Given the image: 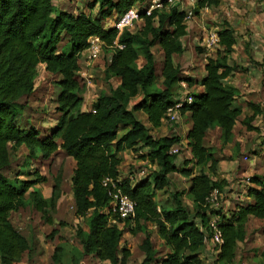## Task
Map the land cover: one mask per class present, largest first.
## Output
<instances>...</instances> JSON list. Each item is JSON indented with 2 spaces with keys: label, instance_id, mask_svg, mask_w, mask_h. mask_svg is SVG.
Listing matches in <instances>:
<instances>
[{
  "label": "trees",
  "instance_id": "1",
  "mask_svg": "<svg viewBox=\"0 0 264 264\" xmlns=\"http://www.w3.org/2000/svg\"><path fill=\"white\" fill-rule=\"evenodd\" d=\"M144 1L93 0L88 3L91 10L100 4V14L94 16L58 10L53 0H0V264H17L33 253L31 241L11 219L12 212L27 206V194L41 212L47 207L56 211L62 194L58 180L51 196L44 198L34 187L48 178L38 171L33 179L9 177L5 170L11 163L10 144L13 149L26 146L29 156L37 159L47 160L61 149L76 160L72 175L75 212L85 219L86 225H79L76 232L82 245L81 256L94 255L99 264H128L132 251L121 245L126 229L137 235L147 223H152L169 250L159 256L147 233L140 245L144 258L139 264H203L200 251L208 239L204 228L211 214L207 197L227 184L225 179H216L219 160L204 140L208 129L217 124L223 142L230 141L242 113L241 108L234 106L237 88L225 82L237 68L229 63L236 37L228 27L218 31L221 49L215 58L207 59L206 75L200 80L204 91H190L192 102L180 107L181 115L192 121L186 135L192 157L185 159L181 168L177 162L179 153L171 150L183 139L174 135L156 137L151 130L161 127L168 109L179 102L174 97L180 82L189 86L195 82L181 76V66L173 59L174 54L186 49L183 37L187 34V10L162 0L163 7L150 15L143 14V25L135 31L120 32L103 23L113 13L119 17ZM196 4L198 12L219 4V0H197ZM94 36L106 48L113 49L104 77L117 78L119 83L109 93L100 94L92 109L83 110L88 81L82 74L80 59ZM156 45L163 52L159 88L155 86ZM141 58L145 61L139 65ZM40 64L58 76L60 87L56 99L59 117L47 132L36 126L23 127L18 119L35 91ZM141 93L143 98L131 105V100ZM250 106L253 114L245 123L255 129L251 121L262 110L255 103ZM138 111L146 114L148 124L138 117ZM141 147L149 149L146 158L156 168L137 180L122 177L120 153L137 152ZM190 162L201 166L200 172L195 173L188 166ZM177 171L189 177L188 193L195 203L194 213L184 203L185 191H174L170 204L159 203L155 198L157 191L170 185L169 174ZM106 178H120L123 192L136 203L135 216L124 219L127 227L110 222L106 208L112 201V186L104 184ZM251 181L256 185L249 189L254 202L239 205L232 213L221 216L224 243L216 262L233 263L237 246L246 237L249 217L264 218V176L253 175ZM53 232L58 231L55 228ZM63 252V247H56L54 260L62 262Z\"/></svg>",
  "mask_w": 264,
  "mask_h": 264
},
{
  "label": "rangeland",
  "instance_id": "2",
  "mask_svg": "<svg viewBox=\"0 0 264 264\" xmlns=\"http://www.w3.org/2000/svg\"><path fill=\"white\" fill-rule=\"evenodd\" d=\"M93 0H53L55 7L60 9H66L73 13H92L94 16L100 14V4L91 10L88 7V3ZM152 0H145L142 2L144 5L151 3ZM172 4H178L180 9L190 8L191 4L189 0H173ZM197 3V2H196ZM197 4H195L196 7ZM196 9L193 8V17H195ZM117 14L113 13L109 18L104 19V24L110 27L114 24ZM190 18H187L189 20ZM186 20V21H187ZM143 20L136 21L134 25L128 29L135 31L143 25ZM211 30V28L209 29ZM94 41L95 46L101 47L97 57H89L88 50L82 54L80 59L82 72L85 73L88 85L87 90L84 94V100H89L90 106H92L97 100L98 96L102 93H109L111 90V83L117 84V78H112L113 81H109L104 77V69L106 64L112 55V48H106L102 41H98L95 36L91 38V44ZM65 43L62 42L61 46ZM186 49L192 48L189 43H186ZM193 46V45H192ZM192 50V49H191ZM155 56L157 59V79L155 86L161 87V68L163 60V52L160 45L153 47ZM199 55L200 53H195ZM194 55V54H193ZM191 57V62L195 63L196 59L192 57L187 51L183 55L178 54L175 57V63L180 64L181 76L188 78L196 77L199 79L202 75L200 69L201 66L190 67V71H186L184 68L183 59L181 58ZM144 58L139 60V65L144 63ZM195 65V64H194ZM58 76L52 74L46 70L41 64L38 66V76L36 79L35 91L31 94L28 100V105L22 111V114L18 118L23 127L36 126L43 132L49 131L57 123L59 113L57 112V96L60 87L57 84ZM185 79V78H183ZM193 79V78H192ZM194 80V79H193ZM89 90L94 91L90 96L86 95ZM192 91V90H190ZM190 95L187 89L181 84L175 89V100L183 101ZM93 96V97H91ZM87 97V98H86ZM86 98V99H85ZM143 98V93L131 100V105L136 103L139 99ZM89 108V105L87 107ZM138 117L145 123L148 124L147 116L143 111L137 112ZM177 120L168 121L164 119L162 128H152L151 132L156 137L174 135L179 136L183 140L180 144L174 145L173 148L180 149L178 157V164L180 167H184V160L191 159L192 154L189 152L187 142L185 141V135L188 128L189 117L187 115H181L180 109L177 112ZM122 133V132H120ZM223 141V140H222ZM212 147H216V142L209 143ZM10 147V158L11 163L6 168L5 173L14 178L19 176L22 179H33V175L36 171L45 175L48 180L40 184L42 190L46 194H52L54 184L59 180L62 185V192L65 197L57 204L56 211H53L50 207H47L43 212L39 211L34 202L30 199L27 194V206L14 211L11 214L13 224L31 241L33 246V253L31 256H25L24 259L17 264H99L100 260L94 255L81 256L82 245L76 235L77 228L79 225H85V219L80 218L76 215L74 202L71 200V187H72V175L75 168V162L72 157L66 155L63 150L56 152L51 158L47 160L37 159L29 156L28 149L23 146L18 149H13V144ZM214 150V148H213ZM128 156L125 157L124 162L121 165V176L127 177L132 176L135 180L140 179V173L145 170V175H141V178L152 173L156 168L146 157H148L149 149L147 147H141L139 151H126ZM123 153V154H124ZM189 167H193L195 173L200 172L201 166H195L192 162L189 163ZM170 185L165 190L156 192V200L160 203L170 204L172 200V193L174 191H185L183 194L184 203L187 208L194 213L195 203L193 197L188 193L189 177L184 176L181 172H173L169 174ZM125 226V225H124ZM123 226V227H124ZM127 227V226H125ZM57 229V233L54 234V229ZM151 235V239L156 249L159 250L161 256H164L167 252V247L162 243V240L156 230V227L152 223H147L145 229L134 235L127 228L121 241V245H126L130 250L135 251L132 253L128 260V264H139L143 258L144 253L140 250V245L143 242L146 234ZM63 247L62 262L54 260V252L56 247Z\"/></svg>",
  "mask_w": 264,
  "mask_h": 264
},
{
  "label": "crops",
  "instance_id": "3",
  "mask_svg": "<svg viewBox=\"0 0 264 264\" xmlns=\"http://www.w3.org/2000/svg\"><path fill=\"white\" fill-rule=\"evenodd\" d=\"M190 4V8H192V3L190 2ZM185 9L188 10L186 7ZM263 24L264 0H219V4L203 7L195 13V17L187 20V34L183 37L184 44L186 45V43H189V46L192 47V50L188 48L185 49L183 53L187 51L196 59L195 63H192L191 57L184 58L181 56L184 68L187 69L186 71H190L189 65L191 68L195 66L203 67V69H200L202 75L199 79L188 75V77L193 78L195 81L192 86L187 85L185 81L180 82L181 85L183 82L186 84L185 88L188 94L190 90H192L191 92L204 91V86L201 84L200 80L206 75L205 64L207 63V59L211 57L215 58L218 50L221 49V47H219L215 50H206L202 46L206 35L210 31H219L223 27H228L233 30L236 37L234 51L229 57V63L235 65L237 68L225 79V82L237 88L238 92L234 101V106L241 108L242 113L234 126L233 136L230 141L226 143L222 141L221 128L217 124L208 129L204 140L206 146L211 147L212 150L214 148L213 151L219 160L216 179H225L227 181L224 187L227 189V195L224 207L222 208L225 215L232 213L239 205L254 202L255 198L249 193V189L256 185L254 183L248 184L245 181V177L253 175L264 176ZM111 26H114V24ZM210 28L211 30H209ZM197 50L200 53L199 55L195 54ZM183 53L181 55H183ZM176 55L178 54L173 55L174 61ZM41 65L45 67V64ZM109 81L112 82L113 79ZM117 84L113 85L111 83L110 87L116 86ZM93 92L94 91L89 90L86 95L90 96L89 93L92 95ZM88 103L89 100H84L82 106L83 110H90L91 106ZM251 103L260 105L262 110L251 121V125H253L255 129L248 128L245 123L247 117L253 114L252 107L250 106ZM87 105H89V108H85ZM188 119L186 135L192 126V121L190 118ZM162 127L163 126L160 128ZM186 135L185 141L187 142ZM210 142H216L217 148L212 147L209 144ZM124 152L120 153L123 162L125 157L128 156V154ZM72 159L76 167V160L74 158ZM40 184H37L34 188L38 189L44 198H49L51 195L46 194L40 187ZM63 197H65V195H63L62 192L57 204L61 202ZM71 197L75 207L72 187ZM124 224L125 222L123 221L120 227H123ZM263 226L264 218L255 216L249 217L246 224V237L243 241H240L237 246L234 262L228 264H264ZM161 240L165 245L164 240L162 238ZM168 250L167 247V252ZM134 252L135 251L132 250V253ZM159 256H161L160 253ZM200 256L203 259V264H223L215 261L213 246L210 243H206L201 249ZM154 264L161 263L156 262Z\"/></svg>",
  "mask_w": 264,
  "mask_h": 264
},
{
  "label": "built area",
  "instance_id": "4",
  "mask_svg": "<svg viewBox=\"0 0 264 264\" xmlns=\"http://www.w3.org/2000/svg\"><path fill=\"white\" fill-rule=\"evenodd\" d=\"M170 3L173 0H168ZM192 3V8L187 10V18H191L193 16V8L195 9V4L197 0H190ZM164 3L162 0H152L149 4H141L137 5L135 7H132L125 13H123L121 16L117 17L114 22V26L119 29L120 32H122L125 29H128L134 25L136 21L144 20L142 17L143 14L150 15L153 10L155 9H161L163 7ZM264 27V24H263ZM98 41H101L98 37H95ZM119 47H122V45L118 44ZM202 46L206 50H215L219 47H221L220 42V35L218 31H210L206 37L204 38V41L202 43ZM89 52V57H97L98 53L101 50V47L98 48L95 46L94 41H92V45L86 49ZM85 52V51H84ZM83 52V53H84ZM85 76V73H82ZM183 87H186V84L182 83ZM193 97L192 95H188L186 99L183 101H179L175 106L170 107L167 111V115L165 119L168 121H175L177 120V112L179 111L180 107L184 104V102H192ZM92 109V106L91 108ZM95 112V110H93ZM174 153L180 154V149H174L171 150ZM145 175V170H142L140 173L141 175ZM245 181L248 184H252L251 176H246ZM121 179H112V178H106L104 180L105 185H111V195H112V201L109 205V207L106 208V212L110 214V222L113 224H120L124 221L126 218L134 217L136 213V203L135 201L126 193L123 192L122 188L120 187ZM227 195V189H214L211 194L207 197L206 203L209 206V210H211V214L209 216L208 224L205 226V230L208 233V239L206 243H210L213 246L215 259L218 255V253L221 251L222 244L224 243V237L222 234V231L220 229V222H221V216L223 213V207L224 202L226 200Z\"/></svg>",
  "mask_w": 264,
  "mask_h": 264
}]
</instances>
